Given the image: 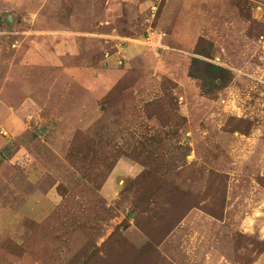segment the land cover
Returning <instances> with one entry per match:
<instances>
[{
    "label": "rangeland",
    "instance_id": "rangeland-1",
    "mask_svg": "<svg viewBox=\"0 0 264 264\" xmlns=\"http://www.w3.org/2000/svg\"><path fill=\"white\" fill-rule=\"evenodd\" d=\"M157 3L0 0V264H264V0Z\"/></svg>",
    "mask_w": 264,
    "mask_h": 264
},
{
    "label": "crops",
    "instance_id": "crops-1",
    "mask_svg": "<svg viewBox=\"0 0 264 264\" xmlns=\"http://www.w3.org/2000/svg\"><path fill=\"white\" fill-rule=\"evenodd\" d=\"M121 51V50H120ZM128 52V51H127ZM79 75V82H81L83 85H85V86H88V87H91V89L92 90H94V88H95V90H96V93H95V90H94V93L90 96L91 98L89 99V98H86V99H88V100H94L97 96H99L98 94L101 92V90H100V88H99V84L97 83H95V82H93L91 79H90V77H86V76H84V75H82V74H78ZM110 83H111V81H109L108 79L106 80V79H104V84L105 85H107L108 84V86L110 85ZM95 96V97H94ZM91 101H88V103L90 104V105H88V107H90V109H87L86 111L88 112V113H86L87 115H91V106H93V103L91 102ZM86 108V107H85ZM86 115V116H87ZM117 170V167L114 169V171L112 172V174L115 172ZM112 174H111V176H112ZM110 176V177H111ZM109 179V178H108ZM105 186V185H104Z\"/></svg>",
    "mask_w": 264,
    "mask_h": 264
},
{
    "label": "built area",
    "instance_id": "built-area-1",
    "mask_svg": "<svg viewBox=\"0 0 264 264\" xmlns=\"http://www.w3.org/2000/svg\"><path fill=\"white\" fill-rule=\"evenodd\" d=\"M155 1H157L158 3H157L156 6L154 5V6L151 7L152 13H150V17H152V18H154L155 13L157 12V8H158V5H159V2L162 1V0H155Z\"/></svg>",
    "mask_w": 264,
    "mask_h": 264
},
{
    "label": "trees",
    "instance_id": "trees-1",
    "mask_svg": "<svg viewBox=\"0 0 264 264\" xmlns=\"http://www.w3.org/2000/svg\"><path fill=\"white\" fill-rule=\"evenodd\" d=\"M196 63H199V61L198 60H194V64H196Z\"/></svg>",
    "mask_w": 264,
    "mask_h": 264
}]
</instances>
